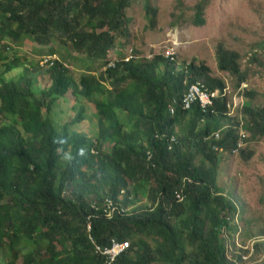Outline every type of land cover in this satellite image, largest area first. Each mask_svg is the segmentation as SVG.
<instances>
[{"label": "trees", "instance_id": "trees-1", "mask_svg": "<svg viewBox=\"0 0 264 264\" xmlns=\"http://www.w3.org/2000/svg\"><path fill=\"white\" fill-rule=\"evenodd\" d=\"M132 1L0 0V42L10 38L19 44L29 38L46 46L57 40L69 51H83L85 65L78 82L64 61L48 60L50 85L38 96L29 78L0 80V118L6 122L0 125V264H15L25 248L23 264H103L94 246L112 239L130 243L115 264H238L241 259L237 253L229 256L222 238L223 233L230 238L237 233L238 209L217 182L218 154L235 150L240 136L230 128L219 142L207 140L223 129L221 116L229 115L226 97L216 99L213 112L204 113L196 104L188 111L178 108L174 116L168 113L172 99L181 100L189 85L198 82L194 77L204 76L207 88L222 95L226 82L209 77L210 69L195 63L188 73L176 71L163 56L93 73L92 63L105 67L116 34L126 32ZM208 3L195 5L197 27L206 24ZM145 9L156 16L148 0ZM216 52L219 70L241 87L248 75L240 54L221 43ZM55 53L48 48L46 55ZM70 90L95 104L101 122L97 140L70 131L85 119L83 107L59 128L52 119L53 105ZM246 97L255 94L247 91ZM244 110L251 140L262 138L264 107L246 105ZM187 118V135L171 151L166 139L155 138L176 134L177 126L185 130ZM108 142L111 151L105 149ZM192 148L204 157L199 164ZM240 153L245 160L254 155L244 148ZM129 181L134 184L132 199ZM102 184L108 194L100 197ZM179 190L185 197L181 202L175 196ZM94 192L98 200L92 203ZM120 196L125 206L142 196L151 200V207L108 218L105 199L119 202Z\"/></svg>", "mask_w": 264, "mask_h": 264}, {"label": "rangeland", "instance_id": "rangeland-1", "mask_svg": "<svg viewBox=\"0 0 264 264\" xmlns=\"http://www.w3.org/2000/svg\"><path fill=\"white\" fill-rule=\"evenodd\" d=\"M146 1H132L126 12L130 18L126 32L124 35L116 34L115 45L108 51L106 61L119 60L131 47L135 53L143 56L142 59L149 54L164 52L168 47L176 53V71L188 73L189 64L195 63L197 67L209 68V77L226 82V100L231 105V108L228 107L229 115L221 116L223 129L217 132L220 137L215 134L208 141L219 142L228 129L235 128L238 135L241 131L245 132L243 148L247 152H254V155L245 160L239 152L230 153L221 149L218 154V188L225 196L233 199L238 209L235 218L237 233L231 238L223 233L222 238L230 257L233 253L240 255L238 264H264V136L251 140L250 132L246 130L250 118L245 116L244 110L246 105L252 108L264 107V0H209L205 11L206 24L203 27H197L193 23L195 5L199 0H148L156 10L155 17L147 13ZM220 43L226 49L238 52L242 58L239 61L242 70L247 71L248 79L241 87L231 75L218 68L216 48ZM48 48L54 49L56 53L46 55ZM75 54L78 59L74 60L72 55ZM82 54L83 51L77 54L73 50H67L57 40L43 46L29 38H23L19 44L7 38L0 42V80L11 82L29 78L34 93L38 96L50 85L49 69L43 58L64 61L69 75L79 82L85 68ZM92 64L93 73L97 76L105 68L96 62ZM160 68L162 70L164 66L161 65ZM189 74L194 77L190 72ZM194 78L205 83L202 75ZM106 85L110 86L109 82ZM247 91H252L255 97H246ZM53 107L55 109L51 112V117L58 128L74 118L83 107L85 119L71 125L70 131L96 138L101 122L93 102H89L83 95L75 96L70 90ZM126 118L127 116H123V120ZM187 121L188 118L182 124L186 134ZM2 122L6 124L0 118V125ZM210 125L213 127L214 124ZM204 126L205 123L202 122L200 128ZM176 129H180L179 126ZM111 145L109 142L104 144L105 149L111 151ZM192 150L196 155V164H199L204 157L195 148ZM206 163L211 166L208 161ZM129 186L128 193L133 190L134 184L129 181ZM98 194L100 197L108 194L107 186L100 185ZM90 199L92 203L97 201V194L92 193ZM118 201L117 204L128 213L134 207H151V200L142 196L137 198L135 206L128 207L122 204L121 199ZM147 241L155 244L152 240ZM192 249L188 244L187 251ZM27 251L25 248L20 252L15 264H23ZM0 255H3L2 250Z\"/></svg>", "mask_w": 264, "mask_h": 264}, {"label": "built area", "instance_id": "built-area-1", "mask_svg": "<svg viewBox=\"0 0 264 264\" xmlns=\"http://www.w3.org/2000/svg\"><path fill=\"white\" fill-rule=\"evenodd\" d=\"M165 47L166 46H164V48ZM166 48L167 49L164 52L160 51V52H157L155 54H149V55H147V57L153 58L154 55L161 54L166 59H169L171 62H174L176 60V53L169 50L168 47H166ZM140 57H142V56L135 53L133 48L131 47V49H128L125 52V56H124L123 60L124 61H130L132 59H138ZM48 59L49 58H44V63H47ZM117 61L118 60L110 61L109 65L115 66ZM49 64H51V61L49 62ZM222 96L227 97V91H225L224 95H222L221 91H219V90L211 91L207 88V86L204 83L196 82V83H193L189 86V88L184 93L181 100L178 101L177 99H174L172 101V103L169 105V112L171 115H175L176 107L178 105L181 106V108L183 110H191L192 107L196 104L199 105L200 109L204 113L209 112V111L213 112L215 104H216V99H218L219 97H222ZM228 107L231 108V105L229 103H228ZM216 135H217V137H220L219 133H217ZM239 136H240L239 143H238L237 148L233 151L234 153L239 152V150L241 148H243V146H244L243 141L246 138L245 132L241 131ZM157 137H159L160 139H166L167 140L169 150H172L174 148V146L178 143V139L175 135L161 134V135H158ZM151 159H152V154L148 153V160H151ZM186 180L191 182V180H189V179H185L184 182ZM123 194H125V191H122V195ZM175 196H176V199L180 202L183 201L185 198L182 194V190H179ZM119 199H121V201H123L122 196H120ZM103 207H104V213L106 214V216L108 218H110L114 213H119V214L128 213L127 211L124 210V208L119 206L117 204V202H115L110 197H107L105 199ZM87 228H88V230L91 229L90 223H88ZM129 247H130V243L128 241L119 242V241L112 239L110 241V244H108V245H105V246L95 245L94 246V252L98 253L104 257L103 264H115L117 258L122 253L126 252Z\"/></svg>", "mask_w": 264, "mask_h": 264}, {"label": "clouds", "instance_id": "clouds-1", "mask_svg": "<svg viewBox=\"0 0 264 264\" xmlns=\"http://www.w3.org/2000/svg\"><path fill=\"white\" fill-rule=\"evenodd\" d=\"M137 54H138V53H137ZM139 55H140V54H139ZM124 56H125V53H124ZM124 56H123L122 58H120V59L116 62L115 66L117 65V63H120V62H130V61H132V60L137 61V60L143 58V56L140 55V56H142V57H140V58H138V59H132V60H130V61H124V60H123ZM156 56H163V55H161V54H156V55H154L153 58H148L147 56H145L144 59H146V60H152V59H154ZM45 58H46V57H45ZM163 58L166 59L165 57H163ZM43 59H44V58H43ZM48 60H52V58L49 57ZM166 60H168L169 62H171L169 59H166ZM49 62H50V61H47V63H44V64H45L46 66L52 65V61H51V64H49ZM109 63H110V62L107 61L106 65H105V68H104L103 70H106L108 67H115V66H110ZM172 63L176 64V61H174V62H172ZM192 84H193V83H192ZM190 85H191V84H190ZM190 85H189V86H190ZM188 88H189V87H188ZM186 91H187V89L185 90V92H186ZM185 92H184V93H185ZM183 95H184V94H183ZM182 97H183V96H182ZM173 100H174V99H172V101H173ZM177 100H178V99H177ZM172 101L170 102V104L172 103ZM178 101H179V100H178ZM170 104H169V105H170ZM178 108H179V109H182L181 106L178 105V106L176 107V113H177ZM182 110H183V109H182ZM183 111H188V110H183ZM97 112H98V111H97ZM168 113H169V115H171L170 112H169V106H168ZM176 113H175V114H176ZM171 116H174V115H171ZM176 134H177V133H176ZM176 134H172V135H175V136L177 137V139H178V142H179V136L176 135ZM216 134H217V133H216ZM158 135H161V134H156V135H155V138H156V139H160L159 137H157ZM84 136H86V135H84ZM86 137H87V136H86ZM92 139H93V140H97V138H95V139L92 138ZM209 139H210V138H209ZM207 140H208V139H207ZM168 150H169V149H168ZM169 151H171V150H169ZM233 151H234V150H233Z\"/></svg>", "mask_w": 264, "mask_h": 264}, {"label": "crops", "instance_id": "crops-1", "mask_svg": "<svg viewBox=\"0 0 264 264\" xmlns=\"http://www.w3.org/2000/svg\"><path fill=\"white\" fill-rule=\"evenodd\" d=\"M179 128L180 129H177L178 130V132H176L177 133V135L179 136V137H185L187 134L185 133V130H183L182 129V127H180L179 126ZM129 190H130V187L128 188ZM132 191V190H131ZM124 195V194H123ZM131 199H132V196H131ZM129 206H135V204L134 205H129ZM128 206V207H129Z\"/></svg>", "mask_w": 264, "mask_h": 264}]
</instances>
